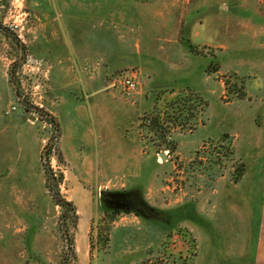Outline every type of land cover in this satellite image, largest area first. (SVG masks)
<instances>
[{"label": "rangeland", "instance_id": "1", "mask_svg": "<svg viewBox=\"0 0 264 264\" xmlns=\"http://www.w3.org/2000/svg\"><path fill=\"white\" fill-rule=\"evenodd\" d=\"M0 264H264V0H0Z\"/></svg>", "mask_w": 264, "mask_h": 264}, {"label": "built area", "instance_id": "2", "mask_svg": "<svg viewBox=\"0 0 264 264\" xmlns=\"http://www.w3.org/2000/svg\"><path fill=\"white\" fill-rule=\"evenodd\" d=\"M121 84L129 91H135L137 88V82H135L133 77L130 76H124L123 79L121 80ZM13 109H15V106L13 107Z\"/></svg>", "mask_w": 264, "mask_h": 264}, {"label": "trees", "instance_id": "3", "mask_svg": "<svg viewBox=\"0 0 264 264\" xmlns=\"http://www.w3.org/2000/svg\"><path fill=\"white\" fill-rule=\"evenodd\" d=\"M63 203H64V205H70V203L67 201H64Z\"/></svg>", "mask_w": 264, "mask_h": 264}]
</instances>
